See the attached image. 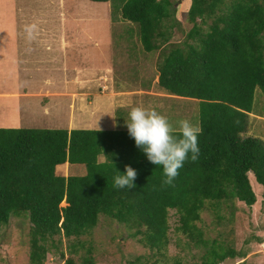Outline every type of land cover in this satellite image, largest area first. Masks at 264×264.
<instances>
[{"label": "trees", "instance_id": "obj_1", "mask_svg": "<svg viewBox=\"0 0 264 264\" xmlns=\"http://www.w3.org/2000/svg\"><path fill=\"white\" fill-rule=\"evenodd\" d=\"M116 1L119 18L135 25L141 50H160L158 88L197 101L199 157L162 186V168L147 160L127 130L0 128V227L11 216L27 218L29 264H42L55 237L88 235L99 217L161 251L172 210L177 230L205 246L195 226L204 209L227 201L254 204L247 173L264 197V144L241 137L254 90L264 95V0H188L191 26L178 45L169 42L178 25L170 0ZM125 165L138 173L130 190L114 187ZM89 252L79 263L67 258L64 264H94ZM69 253L76 254L74 246ZM232 256L231 248L213 246L200 264Z\"/></svg>", "mask_w": 264, "mask_h": 264}, {"label": "rangeland", "instance_id": "obj_2", "mask_svg": "<svg viewBox=\"0 0 264 264\" xmlns=\"http://www.w3.org/2000/svg\"><path fill=\"white\" fill-rule=\"evenodd\" d=\"M34 1L16 0L17 15L22 19L29 16L33 17L29 19L36 17L45 19L42 25L44 30L55 31L65 28L69 33L76 29L80 35L76 42L81 47L79 46L76 56L67 50L66 56L71 62L69 66L74 63L83 74L80 76H90L95 81L75 87L78 103L74 110L77 115L83 114L82 118L76 117V121L73 122L76 124L74 128L68 125L70 114L66 98L59 100L51 98L50 103L54 106H49V112L45 115L40 107H37L39 110H35V103L38 105L36 97L28 98L33 109L23 111L18 120L12 116L16 124L0 128L127 130L125 122L131 106L155 109L165 116L173 127H176V122L181 119H187L196 125L197 101L178 97L167 98L168 94L158 88L156 80L160 50L151 53L141 50L135 25L121 20L116 13L118 4L116 0L102 4L87 0ZM58 1L63 8L58 7ZM170 1L174 3V17L178 25L172 30L169 42L178 45L184 40L191 26L185 20L189 2ZM51 2L53 4L50 5ZM111 7H115V10ZM28 59L30 63L35 61V57L32 56ZM56 63L57 67L50 71L33 69L21 73L29 74L35 79V83L25 85L26 90L31 93L37 92L41 86L38 81L43 76L57 81L61 76L60 57ZM30 68H33L32 65ZM60 86V84L56 86L57 90L61 88ZM45 90L52 91L54 88L47 87ZM40 91L43 92V89ZM58 93L62 94L61 91ZM113 93H116V99L122 97L123 100H128L126 95L131 99L124 103L115 99V106H109V111H105L106 113L97 111L98 108L105 109L108 106L103 102L99 104L98 100H101V97L107 99ZM47 96L49 97L48 94ZM6 104L8 102H3V105ZM91 109L97 119H106V122L91 123L92 117L86 114V110ZM4 118L8 123L10 120L8 115ZM241 137H254L264 144V95L258 89L254 90L251 111L246 119V130ZM98 160L103 161L102 157ZM247 178L255 197L251 207L237 201H227L219 204L218 208H206L200 213L195 226L202 233V238L208 242L205 246H195L193 240L177 230V218L172 210L168 211L167 244L161 251L149 249L140 235L128 237V231L123 225L99 217L96 226L88 235L78 239L55 237L54 247L48 248L42 264H64L67 258L79 263L80 258L86 255L85 249L90 250L88 256L94 264H170L175 260L182 264H200V257L213 246H221L222 250L227 248L233 250L232 257L218 264H264V197L261 186L254 181L250 173H247ZM28 230L29 223L23 215L11 216L7 224L0 227V264H29ZM211 241H215L216 244H212ZM71 246L76 250L75 255L69 253Z\"/></svg>", "mask_w": 264, "mask_h": 264}, {"label": "crops", "instance_id": "obj_3", "mask_svg": "<svg viewBox=\"0 0 264 264\" xmlns=\"http://www.w3.org/2000/svg\"><path fill=\"white\" fill-rule=\"evenodd\" d=\"M37 1L38 0H35L34 2ZM51 4H53V2H51L50 5ZM59 4L60 2L58 1V7H64ZM29 18L33 17L29 16L22 19V17L17 15L16 0H0V127H10L11 124H16L17 122L15 119L18 120L23 111L28 112L33 109L28 98L36 97L39 106L35 103V110H39L37 107H40L41 112L45 115L49 112V106H54L50 103L51 98H55L56 100H59V98H66L70 114L68 125L69 127L74 128L76 124L73 122L76 121V117L82 118L81 115L83 114L81 113L77 115L74 110L78 103L76 101L75 87L77 85L82 86L85 83L90 84L92 80L95 81V79H92L90 76H80L83 74L78 71L74 63L69 66L71 62L67 59V50L76 56L77 50L81 47V45L76 42L80 35L75 31L76 29L69 33L66 32L65 28H59L55 31L44 30L42 25L44 24L45 19L42 20L39 17H36L35 19ZM74 21L75 18L73 19V22ZM31 23H34V25H31ZM42 54H46L47 56H43ZM30 56L35 57V61L32 63H30L28 59ZM59 57L61 59L60 78L56 81L43 76V78L38 81L41 86L37 89V92L31 93V91H27L25 85L29 86L33 82L35 83V79L29 74L23 75L21 73L33 69L43 71L53 70L57 67L56 62L59 60ZM31 65L33 68H30ZM46 66H50V68H47ZM42 67L46 68L42 69ZM58 84L61 85L59 90H57L58 87H56ZM47 87L48 89L54 88V90L47 91L45 90ZM40 89H43V92H41ZM59 91H61L62 94L58 93ZM115 94L116 93H113L111 97H107V99L101 97V100H98V103L100 104L103 102L108 106L105 107V109L98 108L99 110H96L100 113H104L105 111H109V106H115ZM126 96L129 98L128 100H123L122 97L116 100L121 103L127 102L131 98L129 95ZM45 97L47 98L44 99ZM170 97L174 96L167 95V98ZM3 102H8V104L3 105ZM92 113V109L86 110L87 116L92 117L91 123L100 122L101 124L106 122V119H97L95 114ZM7 115L10 119L8 123L4 118ZM12 116H15V119H12ZM83 118L85 117L83 116ZM197 123L198 121L196 122V125ZM104 129L108 130L106 128Z\"/></svg>", "mask_w": 264, "mask_h": 264}, {"label": "clouds", "instance_id": "obj_4", "mask_svg": "<svg viewBox=\"0 0 264 264\" xmlns=\"http://www.w3.org/2000/svg\"><path fill=\"white\" fill-rule=\"evenodd\" d=\"M176 125L173 127L155 109L143 106H131L125 122L136 147L145 154L150 163L162 168V186L172 185L185 162H195L199 157L198 135L202 128L187 119L178 120ZM104 158L108 160V157ZM116 173L114 187L129 190L135 187L133 181L138 175L135 169L125 165L124 174Z\"/></svg>", "mask_w": 264, "mask_h": 264}]
</instances>
